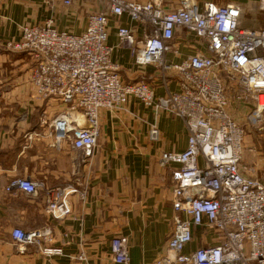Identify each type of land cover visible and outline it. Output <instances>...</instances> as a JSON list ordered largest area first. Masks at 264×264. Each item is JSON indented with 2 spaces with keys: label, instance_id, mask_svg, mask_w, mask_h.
<instances>
[{
  "label": "built area",
  "instance_id": "1",
  "mask_svg": "<svg viewBox=\"0 0 264 264\" xmlns=\"http://www.w3.org/2000/svg\"><path fill=\"white\" fill-rule=\"evenodd\" d=\"M62 1L69 7L74 0ZM83 1H97L102 7L89 15L81 34L60 30L49 18L23 25L15 41L0 39V51L31 55L30 80L37 98L70 104L53 118L43 114L41 124L50 128L58 145L69 140L92 156L100 134L101 108L119 107L135 97L180 117L189 133L187 146L180 153L164 152L161 159L162 165L179 163L173 173L175 224L164 254L154 264H264V177L257 175L255 166L244 163L246 128L228 110L232 90L235 101L251 104L250 117L264 111V26H243L236 4L208 2L199 7L182 0L180 7L166 11L157 0ZM258 7L264 11V0ZM123 15L145 24L148 34L140 47L134 29L119 26L118 44L129 49L139 65L177 70L179 90L157 97L147 82H123L111 61L114 47L108 43L111 19ZM177 30L202 38L208 53L168 63L165 54L172 49ZM149 134L157 141L161 131L151 125ZM40 188V181L17 177L7 191L18 189L34 196ZM45 190L46 211L56 218L71 212V194L85 197V190L74 185ZM205 226L217 233L218 242L186 252L194 230ZM11 236L21 247L36 245L49 255L63 252L61 247L45 246L52 241L50 229L16 227ZM112 254L116 263L131 261L126 237L112 239ZM79 258L86 261L85 255Z\"/></svg>",
  "mask_w": 264,
  "mask_h": 264
},
{
  "label": "crops",
  "instance_id": "2",
  "mask_svg": "<svg viewBox=\"0 0 264 264\" xmlns=\"http://www.w3.org/2000/svg\"><path fill=\"white\" fill-rule=\"evenodd\" d=\"M157 1L170 11L180 7L182 0ZM190 1L199 7L208 2L236 4L241 8L243 26H264L260 0ZM101 7L97 1L83 0H74L69 7L62 0H0V39L15 41L23 25L41 24L49 18L58 29L81 34L88 26L89 15ZM119 26L133 28L140 47L148 27L128 15L111 19V61L123 82H147L157 97L179 90L181 75L177 70L139 65L131 51L118 44ZM172 44L165 54L168 63L208 53L202 38L183 30L176 31ZM33 66L27 52L0 51V264H124L113 258L112 239L117 236L127 238L131 255L128 264H154L164 254L176 215L173 173L179 163L172 160L162 165L161 159L164 152L180 153L186 148L189 133L183 119L135 97L119 107L101 108L100 134L93 155L88 156L69 140L58 145L50 128L41 124L43 114L53 118L67 107L55 98L36 97L30 80ZM229 92L228 110L242 122L252 106L238 103L234 92ZM151 125L161 131L157 141L150 138ZM246 156L255 165L257 175L264 177V161L255 162L249 154ZM17 177L40 181L43 188L34 196L18 189L7 191ZM66 185L85 190V197L71 194V212L56 218L46 211L45 188ZM16 227L26 231L50 229L52 241L45 246L61 247L63 252L49 255L36 245L19 246L11 236ZM218 240L214 230L199 227L185 251L192 252ZM81 255L86 261L79 258Z\"/></svg>",
  "mask_w": 264,
  "mask_h": 264
},
{
  "label": "rangeland",
  "instance_id": "3",
  "mask_svg": "<svg viewBox=\"0 0 264 264\" xmlns=\"http://www.w3.org/2000/svg\"><path fill=\"white\" fill-rule=\"evenodd\" d=\"M69 106L70 104H67L66 107ZM250 113H247L243 119V124L247 132L245 137L246 143H244V163L255 166L253 162H250L249 159L247 160L246 154H249L251 160L255 162L257 159L258 161H264V111L257 118L256 116L255 118L254 116L250 117Z\"/></svg>",
  "mask_w": 264,
  "mask_h": 264
},
{
  "label": "water",
  "instance_id": "4",
  "mask_svg": "<svg viewBox=\"0 0 264 264\" xmlns=\"http://www.w3.org/2000/svg\"><path fill=\"white\" fill-rule=\"evenodd\" d=\"M110 8V5L109 4H106V10H108Z\"/></svg>",
  "mask_w": 264,
  "mask_h": 264
}]
</instances>
